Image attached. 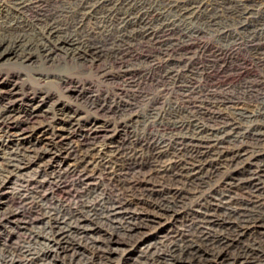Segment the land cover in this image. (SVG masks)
I'll return each mask as SVG.
<instances>
[{
    "label": "bare ground",
    "instance_id": "1",
    "mask_svg": "<svg viewBox=\"0 0 264 264\" xmlns=\"http://www.w3.org/2000/svg\"><path fill=\"white\" fill-rule=\"evenodd\" d=\"M204 1L154 0L158 7L153 8L142 0H52L51 10L41 14L34 11L41 0H0V61L14 60L19 66L14 71L0 69V132L22 142L24 135L41 130L49 140L41 150L16 148L1 160L0 264H90V251L98 253L104 264L132 249L145 259L142 264H264V214L247 211L243 198L230 190L238 186L257 193V182L264 178V168L252 169L264 161L260 83L218 92L196 87L198 72L178 56L169 57L165 49L167 56L150 82L154 91L143 108L146 126L154 131L146 154L139 149L142 137L129 131L132 121L141 117L139 106L129 100L99 103L73 86L72 77L79 69L104 61L118 64L115 71L103 70L104 79L134 87L144 61L123 64L129 47L162 32L181 35L177 30L190 22L201 27L194 34L211 33L216 43L229 42L219 44L221 49L245 34L248 49L264 56V0ZM182 37L191 39L192 34ZM60 65L72 72L51 70ZM50 78L63 88L62 108L56 109L55 96L41 87ZM158 92L174 99L178 109L156 107ZM241 100L256 102L260 110L251 115L255 122L251 127L243 126L241 117L222 112ZM47 104L51 111H42ZM82 115L92 117L90 123ZM59 125L65 130L55 131ZM137 160L146 168L141 177L118 181L127 167L135 169ZM66 163L71 164L63 169ZM240 163L249 167L243 171L245 180L235 183L239 172L230 173L229 168ZM32 166L38 169L34 176L19 180L16 174ZM221 174L207 193L201 192L205 186L201 181ZM37 175L46 179H33ZM67 175L82 182L108 177L115 183L114 195L75 211L44 206L41 215L22 220L23 225L12 220L19 216L8 211L13 198L36 193ZM14 178L20 184L9 200L4 189ZM165 178L173 184L183 180L199 185L193 192L163 189L157 180ZM97 191L90 189L89 195L100 197ZM164 191L173 192L175 200L168 201ZM185 202L186 213L175 209L174 203ZM144 208L147 215H139ZM183 220L189 222L188 233L175 229ZM100 224L113 225L130 240L94 237ZM176 237L179 240L167 255L145 258L163 240ZM13 239L23 243L16 248Z\"/></svg>",
    "mask_w": 264,
    "mask_h": 264
},
{
    "label": "rangeland",
    "instance_id": "2",
    "mask_svg": "<svg viewBox=\"0 0 264 264\" xmlns=\"http://www.w3.org/2000/svg\"><path fill=\"white\" fill-rule=\"evenodd\" d=\"M178 1H182V0H178ZM206 1L209 0H205L204 2ZM217 1H221V0H217ZM142 2L150 4L153 8L158 7V5L154 2V0H142ZM52 5H53L52 0H41V2H39L36 5L37 10L35 9L34 11L35 12L37 11V13L45 14L51 10ZM196 28H201V27L198 26V24L196 23L190 22L187 25L186 24L182 25L180 29L181 31L177 30V32H179V34L181 35L178 34L173 35L168 32H164L165 33L164 34L162 32V33H158L155 36H149L143 41L139 43L137 42L131 47H129L128 52H126L122 56L121 62L123 64L136 65L144 61V63L141 64L143 67L138 66L139 70H137L138 72L136 73V78H135L136 83L134 87L126 88L122 85L121 81H110L104 79L102 77L103 70L115 71L118 67V64L106 63L104 61H100L96 63L91 67V69L90 67H85L86 69L81 68L72 77V81L74 83L73 86L77 87L79 90L84 92V95L86 97H90L91 100L95 99L99 103H104V102L121 103L122 101L129 100L133 104L139 106V108L141 109L140 110L141 117L136 120H133L134 122L132 121V123L130 124L131 127L129 128V131L131 133L133 132V135L135 134V136L142 137L141 139L142 147H139V149L141 152H143V154H146L148 152L146 146L150 144V142H152L153 139L152 132H154L153 128L150 127V125L146 126L147 122L145 121L146 119L143 108L145 107L144 105H146V103L148 102L147 98H150L152 91H154L153 90L154 88L150 82L152 81L153 78H155L158 75L161 69L160 66L163 64L162 62L164 61L163 58H166L167 55L170 54L172 58L178 56L179 58L182 59L181 61L184 62V65H187V67L193 68L195 71L198 72L197 76L194 77L195 78L194 82L196 83L195 85L196 87L199 86L200 88H203L210 92H214V91L218 92L221 90L223 91V90H230L232 88H237L239 86L251 82V83H260L258 84L260 85L258 89L264 92V56L254 55L253 52L248 49L247 39H245L246 36L245 34L241 35L242 38L238 37L239 39L234 41V43L229 44L228 47L224 46L223 49H221L220 47L222 46H219V44L226 45L229 42L224 43L218 41L217 42L218 45H217L213 34L211 33L209 34L203 33L199 35L194 34V32L198 31ZM186 32L188 34L190 33L192 34L191 39L182 37L184 34H187ZM165 49L169 50L167 55L165 54L164 51ZM178 57L175 59L176 60L179 59ZM3 61H0V69L9 70V71H14L19 69L18 63L16 61L14 60L13 61L10 60L9 62H3ZM64 67H68V66L60 65L52 68L51 70L52 71L55 70V72L57 71L58 73L61 72V74L63 75H67L66 73L72 72L71 68L69 67L64 68ZM30 77L34 78L32 75ZM23 79L26 78L23 77ZM25 81H29V80L26 79ZM57 82H58L57 79L50 78L46 80V82L41 84V87L44 91H48L55 96V99L53 101H56L55 103L58 105L55 108L59 109L65 105L66 101L62 98L64 96L63 88H59L57 86ZM122 89H126L127 92H125L126 90H122ZM133 96L135 97L134 100L132 99ZM157 97L158 99L156 102V107L158 108L160 107L164 109H169L171 107L174 109L177 108L178 106L175 103V100L172 99L169 95H166L165 93L158 92ZM241 102L244 104L241 103L238 106H233V108L224 109L222 110V112L225 114L231 113L230 115L232 117H241L239 119L241 123H243V126L251 127L255 123L252 121L251 115H253L254 113H259L260 110L256 108L255 106L256 102H252L250 104L245 100H241ZM50 108L51 105L47 104L42 108V111H51ZM87 116L88 115H82L83 119L91 121L92 117L90 116L87 117ZM166 117L167 119H169L171 116L168 114L166 115ZM179 117L181 119L182 118L185 119L184 118L185 115H180ZM90 121L88 123H90ZM85 125L88 124L86 123ZM65 128L66 127L64 125H59L55 127V131H60L59 129L65 130ZM4 131H6V129H4ZM262 131H264V128L262 129ZM65 133L66 132L63 131L61 134L64 135ZM20 139H24V140H22L21 142L20 140H17L16 137H10L7 139L3 135V133L0 132V163L3 157L7 158L10 152L16 148L26 147L28 149L38 148L37 150L39 149L41 150L42 147L44 146L43 144L49 142L48 136L44 135V133L41 132V130H36L32 134H26ZM68 164L71 163H66L65 165H62V168L63 169L66 168L67 167L66 165ZM136 164L137 165L135 169H133V166L131 168L127 167V169L129 170H124L122 175L118 178V181L122 182L127 180H134L137 179L138 177H141V172H144L146 170L145 164L143 162H140L139 160H137ZM247 167H249V165L240 163L229 168L230 173L239 172L238 173L239 176H237L238 179L237 177L234 178L236 179L234 181L235 183L237 182V180L239 181L245 180L246 175L244 172L247 171L246 169ZM256 167L258 168L260 167V169H263L264 161L263 163H259L258 165L256 164V166L253 165L252 169L253 168L255 169ZM36 171H38L37 167L32 166L28 170L23 171L20 174H16V176L19 177L18 178L19 180L22 178L26 179L29 176L31 178L32 176H34ZM222 175L223 174H221L218 177L211 178L209 180L205 179L201 181L204 182L203 185H205L204 188L201 189V192L207 193L206 188L212 187L215 183H217V181L221 179ZM18 179L14 178L11 184L7 185L6 188L4 189V192L6 193V197L9 200L10 197H12L17 192L18 185L20 184ZM33 179L43 181L44 179H46V177L37 175ZM157 181H159V184L162 186L161 188L163 189L166 188L185 189L189 192H193L195 187L199 185V182L197 181L191 184L189 182L185 183L183 180L179 181V183L173 184L171 181H168L167 178L159 179ZM257 183H258L257 186L259 188V191L254 194H251L249 189L246 188L243 189L238 186H237L238 188L234 187L233 189L230 190L235 194H237V198L238 197L239 199L243 198L242 201L244 202L247 211H252V212L254 211L260 214H264V178H261ZM114 184L115 183L111 179L105 176H101L98 178L95 176L89 182H82L81 179L76 175H67L66 177L62 178V180L60 179V181L56 179L55 183L52 185L45 186L42 189H38L36 193L34 191H29L28 193H26L25 196H22L20 198H13L11 200V203L8 204L9 206L8 211L12 213H18L19 216L12 220H14L17 223L20 222L21 223L20 225H23L24 224L23 221L41 215L44 212L43 211L44 206L45 208L48 207L49 209L51 207L52 208L56 207L62 211L65 210L75 211L86 205L98 204L97 202L99 198L102 197L109 198L114 195L113 193V190L115 188ZM88 189L89 190L98 189L97 192H99L100 190L101 196L100 197L90 196ZM163 193L168 201L175 200L174 198L175 196L173 192L167 193L166 191H164ZM42 196H44L45 199H43L44 197L42 198ZM153 199L160 200V197L153 195ZM174 205L177 211H179L180 213L182 212L186 213L187 202L183 204L174 203ZM140 212L141 213L138 212L139 215H147L146 213H148L147 208H144L143 210L141 209ZM223 213L224 212H219L218 215H220L221 218H227L226 214ZM100 225L99 226L96 225L95 229H97V232L94 235V237L101 238V237H106L108 235H112L116 238V240H119V242L121 243H125L128 240H130L127 236L124 235V233H122V231L119 232L117 228H114L113 225L110 224H103V225L100 224ZM188 225L189 222L183 220L175 225V229L178 231H182V232L184 231L185 233H188L187 232ZM21 240L22 239L16 241V239H13V242L15 241L14 242L15 244L13 245L16 248L20 247L21 244L23 243L22 242L23 240L22 241ZM178 240L179 239L177 237L174 239L163 240L161 244H159L156 248L152 249L149 253H147L145 258L151 259V257H155L156 255L159 256L167 255L165 253H167L169 247ZM134 250L135 249H132L128 253H121V252L117 253L112 256V259L109 260V262H106L104 264H142L143 263L142 261H145V259H143V257L141 258L137 257L138 254H136ZM128 254L130 255V259L126 260V256ZM87 257H88L87 258L88 262L90 264H103L104 262V259H102L98 253L92 251H90V254H88Z\"/></svg>",
    "mask_w": 264,
    "mask_h": 264
}]
</instances>
